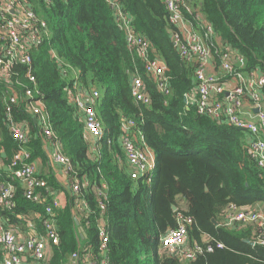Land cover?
I'll list each match as a JSON object with an SVG mask.
<instances>
[{"label": "trees", "instance_id": "trees-1", "mask_svg": "<svg viewBox=\"0 0 264 264\" xmlns=\"http://www.w3.org/2000/svg\"><path fill=\"white\" fill-rule=\"evenodd\" d=\"M24 1L46 23L49 32L30 52V74L43 94L51 130L63 154L78 179L86 183L80 199L88 211L78 209L75 213L84 238L79 237L75 225L74 204L65 194L69 202L57 213L60 244L48 264H69L72 253L84 254L89 248L97 256L100 201L106 204L103 218L109 264H264V245L250 246L244 241H255L257 231L253 226H224V210L229 205L244 208L258 204L264 208V182L246 153L245 136L239 130L199 116L193 107L184 105L183 95L195 85L194 69L172 45L162 1L122 3L132 18L133 30L148 40L166 66L171 86L168 97L143 76L142 63L127 50L123 32L104 0ZM190 2L221 42L245 58L249 69L258 67L264 72V0ZM135 70L144 78L149 105L136 102L131 95ZM27 72L25 66L12 67L8 85L19 94L23 88L33 87ZM75 74L82 89L98 91L94 109L103 135L97 141L96 154L88 152L81 116L66 99V89L72 87ZM7 94V85L0 79V149L5 152L0 183L8 180L5 170L18 149L5 126ZM12 112L14 122L23 121L31 130L30 141L24 147L32 160L39 158L45 163L41 139L24 104L14 106ZM122 116L134 121L133 134L138 141L141 137L155 155V169L144 179L132 181L128 176L118 144ZM43 177L57 188L51 171ZM102 183L107 186L104 198L92 190ZM32 212H42V206L26 201L16 184L15 207L8 211L0 208V217L24 230ZM178 216L191 220L189 246L202 248L194 260L180 261L160 248V238L177 227ZM218 244L222 248H217ZM208 246L212 251H206Z\"/></svg>", "mask_w": 264, "mask_h": 264}, {"label": "built area", "instance_id": "built-area-1", "mask_svg": "<svg viewBox=\"0 0 264 264\" xmlns=\"http://www.w3.org/2000/svg\"><path fill=\"white\" fill-rule=\"evenodd\" d=\"M112 12L116 26L123 32L126 48L135 53L142 63V74L151 81L156 90L168 97L171 95L169 76L163 61L156 56L147 39L132 28V18L124 11L123 0H104ZM168 24L169 36L179 56L194 69V88L183 95L185 106L194 108L199 116L239 130L245 136V150L259 171L264 182V72L260 68L249 69L245 58L224 45L212 26L195 9L190 0H161ZM48 3V1L46 0ZM0 79L7 85L4 101L5 126L18 149L7 166V181L0 183V208L3 211L15 207L16 184L22 189L26 201L42 206V212H32L25 220L24 230H18L0 217V264H48L53 251L60 244L57 231L58 211L69 202L76 219L77 210L85 213L86 203L80 199L85 180L78 179L70 160L63 154L58 138L51 130L43 94L35 87L29 68L30 52L41 44L49 34L46 23L40 20L24 0H0ZM52 58L56 57L52 54ZM14 65L28 68L27 78L33 87H25L18 93L11 88L10 76ZM135 70L131 76L130 90L133 99L143 105L150 104L145 90L144 78ZM72 87L66 89L67 102L77 109L83 123V138L90 154L99 152L97 141L102 138L103 128L94 109L98 91L82 89L74 75ZM24 104L31 116L47 166L58 168L54 180L57 188L51 187L38 172L37 164L25 149L32 136L25 122H14L12 109ZM134 121L122 116V133L118 139L127 173L132 181L144 179L155 169V155L142 138L138 141L132 132ZM1 143V135H0ZM110 142L108 141L107 144ZM0 168H4L0 158ZM60 173L62 177H60ZM98 197H105L106 184L94 185ZM66 194V195H65ZM106 204L99 202L100 215L96 219L98 233L97 256L87 249L84 254L75 251L69 264H109L107 257V233L103 212ZM229 205L225 208L224 226L251 224L257 231L255 243L264 245V210H245ZM88 211V210H87ZM189 218H177V227L163 235L160 248L180 261L194 260L202 253L199 245L186 247ZM84 238V236H83ZM222 248L221 244L216 246ZM206 251H212L210 246Z\"/></svg>", "mask_w": 264, "mask_h": 264}, {"label": "crops", "instance_id": "crops-1", "mask_svg": "<svg viewBox=\"0 0 264 264\" xmlns=\"http://www.w3.org/2000/svg\"><path fill=\"white\" fill-rule=\"evenodd\" d=\"M1 142H2V138H1ZM4 154H5V152H4V150H3V148H1L0 149V158H1V161H2V158H4L5 156H4ZM7 159V158H6ZM5 159V160H6ZM35 161V163L37 164V168H38V172L40 173V174H42V175H46V171H47V168H46V166H45V163H47L46 161H45V163H43V161L41 160V159H39V158H37V159H35L34 160ZM2 163H3V161H2ZM50 170H48L47 171V173H50V171L52 172V176L54 177L55 175H57V173H58V168H55V167H52V168H49ZM51 175V174H50ZM60 177H62V174L60 173ZM181 203V202H180ZM256 206V205H255ZM257 206H259L258 204H257ZM259 207H261V206H259ZM263 210H264V208L263 207H261ZM74 214V213H73ZM76 215V214H75ZM80 234V233H79ZM189 246V242H187V244H186V247H188Z\"/></svg>", "mask_w": 264, "mask_h": 264}, {"label": "water", "instance_id": "water-1", "mask_svg": "<svg viewBox=\"0 0 264 264\" xmlns=\"http://www.w3.org/2000/svg\"><path fill=\"white\" fill-rule=\"evenodd\" d=\"M65 200L63 201V205L65 206ZM172 210L173 211H175V207L173 206L172 207ZM74 221H75V225L78 227V232L80 233V238H83V236H84V232H83V229L81 228V227H79V224H78V221L77 220H75L74 219ZM212 222H213V224L214 225H216V222L214 221V220H212ZM247 244H249L250 246H253V243L251 242V241H249V240H244Z\"/></svg>", "mask_w": 264, "mask_h": 264}, {"label": "rangeland", "instance_id": "rangeland-1", "mask_svg": "<svg viewBox=\"0 0 264 264\" xmlns=\"http://www.w3.org/2000/svg\"><path fill=\"white\" fill-rule=\"evenodd\" d=\"M46 168H47V171L50 170L49 167L47 166V164H45ZM46 171V173H47ZM183 209V207H182ZM258 209H262L261 207L259 206H251V208H248V209H245V210H258ZM263 210V209H262ZM247 227H250L251 224H246ZM147 263V262H146Z\"/></svg>", "mask_w": 264, "mask_h": 264}, {"label": "clouds", "instance_id": "clouds-1", "mask_svg": "<svg viewBox=\"0 0 264 264\" xmlns=\"http://www.w3.org/2000/svg\"><path fill=\"white\" fill-rule=\"evenodd\" d=\"M75 219V218H74ZM79 233V232H78ZM79 237H80V235H79Z\"/></svg>", "mask_w": 264, "mask_h": 264}]
</instances>
